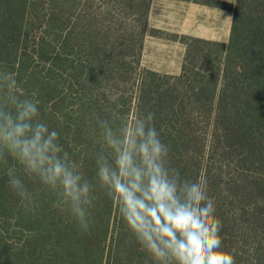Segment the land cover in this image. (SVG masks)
Wrapping results in <instances>:
<instances>
[{"label":"trees","instance_id":"16d2710c","mask_svg":"<svg viewBox=\"0 0 264 264\" xmlns=\"http://www.w3.org/2000/svg\"><path fill=\"white\" fill-rule=\"evenodd\" d=\"M231 11L233 20L228 44L190 38L192 44L186 43V56L178 76L138 69L134 103L125 94H114L109 89L97 94L95 82L99 81L101 74L110 72L105 65L108 53L100 50L104 59L99 58L95 64L85 59L75 60L69 18L63 12L54 17L57 28L51 39L44 34L40 38L32 36L33 51L29 52L24 46L22 51L13 55L15 59L20 57L22 61L29 59L43 64L58 79L59 82L55 83L57 96L52 101L60 113L50 117L46 106H41L42 116L49 115L46 120L44 117L41 120L59 133V142L71 161L75 162L69 137H89L97 119L117 118L112 116L114 106L125 100L123 105L133 103L134 111L139 108L155 113L154 124L162 142L170 147L172 165L189 179L205 173L210 195L215 191L219 194V182L213 180L218 175L214 146H223L231 134L237 135L246 151L237 161V177L231 180L232 187L239 192L235 193L237 197L244 196L242 192L248 188L245 182L255 183L251 180L254 178L252 174H248L250 160H264V0H237ZM22 25L18 26L10 15L1 21L0 29L7 30L12 43L18 44ZM26 36L30 38L29 34ZM15 65H21V61ZM29 69L31 77L38 82L40 73ZM46 81H49L48 77L39 84L47 86ZM86 93L90 103L98 108L94 117L86 115ZM106 103L112 108L107 110ZM84 145L86 147L79 151L85 155L84 163L79 164L85 175L92 179L95 176L94 156L100 148L94 149L90 142ZM31 183L28 185H33ZM7 190L11 191L8 178L1 173V207L8 203ZM31 193L30 210L21 204L16 206L18 220L29 227L19 230L21 242L9 243L0 229V264H145L146 254L130 237L111 200L102 190H97L95 206L89 209L88 232H83L67 211L54 207L55 198L42 185L38 183L37 189L35 186ZM218 196L214 197L215 215L219 218L225 212ZM242 212L247 214L245 209ZM222 248L232 250L225 244ZM257 253L260 257L264 249L259 248ZM238 255V252L234 253L235 264H242L244 261ZM249 264L253 262L249 261Z\"/></svg>","mask_w":264,"mask_h":264},{"label":"rangeland","instance_id":"374dc122","mask_svg":"<svg viewBox=\"0 0 264 264\" xmlns=\"http://www.w3.org/2000/svg\"><path fill=\"white\" fill-rule=\"evenodd\" d=\"M236 1L0 0V23L11 15L18 26L23 24L18 44L12 43L7 36V30L0 29V71L15 72L18 82L28 95L31 97L34 94L35 99L42 101L38 105L39 110L46 106L50 117L59 114V109L52 101L57 96L55 83L59 82L58 79L53 77L43 64L29 59L22 61L20 57L15 59L13 54L22 51L24 46L32 52L34 48L32 36L40 38L44 34L51 39L57 28L54 17L58 12H63L65 17L69 18L68 28L75 60L85 59L95 64L96 60L99 62V58L104 59L100 50H106L108 53L107 57L105 56V65L106 70L111 73L99 76V81L95 82L97 94H101L103 89H109L114 94H125L126 98L130 97L131 100L136 92L140 69L169 76H178L181 73L187 51L186 43L192 44L190 38L228 44L233 20L231 8L235 6ZM193 31L202 37L194 36L190 33ZM27 34L31 39L27 38ZM18 61H21V65H15ZM28 68L40 73L37 77L38 82L31 77L32 71H28ZM46 77L49 78V81H46L47 86L39 84V81H44ZM86 94L84 99L86 115L94 117L98 114V108L90 103L89 94ZM133 103L129 105L127 102L123 105L125 100L121 101L114 106L112 116L118 117V112H134ZM105 107L109 110L112 105L106 103ZM46 115L48 114L45 113L44 117L40 112V119L44 117L46 120V117H49ZM93 126V131L91 129V134L87 138L74 135L69 137L71 145L69 147L72 148L71 152H74L72 160L76 163H84L85 155L79 154V151L86 147L84 145L86 142H90L94 149L98 146L100 148L97 142L99 137L96 123ZM214 148L218 175L213 180L219 182L217 189L219 194L215 191L211 196H220V204L225 212L223 217L219 216L223 225L220 233L224 240L222 246L225 244L228 248L235 249L239 259L244 261L242 264H249V261L253 264H264V254L259 257L257 253L259 248L264 249V182H262L264 160L257 158L250 160L248 174L250 176L252 174L254 178L251 180L255 183L245 182L248 188L244 192L241 191L244 196L237 197L231 178L237 177V161L246 150L240 145V139L235 134L230 135L225 145ZM13 163L14 160L12 163L9 162V165ZM6 172L7 167L0 165V175L5 173L7 177ZM31 184L33 185H28V188L33 192L35 186L37 189L38 183ZM7 191L8 203L0 206V229L9 243L19 244L21 242L19 230L29 227L17 218L16 206L20 204L19 198L12 191ZM243 209L247 211L246 215L242 214Z\"/></svg>","mask_w":264,"mask_h":264},{"label":"clouds","instance_id":"9594fccd","mask_svg":"<svg viewBox=\"0 0 264 264\" xmlns=\"http://www.w3.org/2000/svg\"><path fill=\"white\" fill-rule=\"evenodd\" d=\"M38 105L15 72L0 71V165L26 210L33 202L28 182H38L55 198L54 207L88 232L99 189L146 254L145 264H235V249L222 248L223 225L207 175L189 179L172 165L155 113L137 108L97 119L100 149L89 179L69 159L59 133L40 119Z\"/></svg>","mask_w":264,"mask_h":264},{"label":"crops","instance_id":"0c3cea01","mask_svg":"<svg viewBox=\"0 0 264 264\" xmlns=\"http://www.w3.org/2000/svg\"><path fill=\"white\" fill-rule=\"evenodd\" d=\"M191 34H193L194 36H197V37H202V35H200V34H196V32L195 31H193V32H190ZM208 37H211V36H208Z\"/></svg>","mask_w":264,"mask_h":264}]
</instances>
